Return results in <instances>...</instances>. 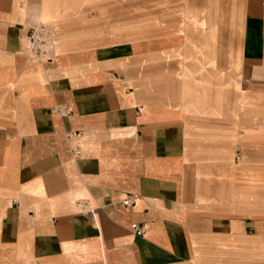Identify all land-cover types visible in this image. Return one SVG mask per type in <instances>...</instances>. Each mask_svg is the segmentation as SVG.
<instances>
[{"label": "crops", "instance_id": "crops-1", "mask_svg": "<svg viewBox=\"0 0 264 264\" xmlns=\"http://www.w3.org/2000/svg\"><path fill=\"white\" fill-rule=\"evenodd\" d=\"M86 2L0 0V264H264V214L240 210L233 186L205 191L225 170L241 179L199 118L230 106L242 180H264V0H233L228 88L202 17L159 14L123 39L92 29ZM39 24L53 62L27 57Z\"/></svg>", "mask_w": 264, "mask_h": 264}, {"label": "rangeland", "instance_id": "rangeland-1", "mask_svg": "<svg viewBox=\"0 0 264 264\" xmlns=\"http://www.w3.org/2000/svg\"><path fill=\"white\" fill-rule=\"evenodd\" d=\"M86 4V8L82 10V15L87 19V23L91 25V28L97 32H111L122 30L123 39H132L134 37V30L138 22L148 23L155 17L160 15H175L177 17L186 16H196L202 17L206 20L207 27L213 26L217 27V34L219 41L224 43V52H223V65L224 73L223 75V84L224 87H229L232 82L233 74L229 71L227 67L230 64V55L232 50L235 47L237 32H236V21L233 22V17H237V10L233 8V0H207L206 3H199V0H196L197 3L192 2V8L190 7L189 0H171L175 1V8H159L158 0H95ZM167 1V0H165ZM194 1V0H192ZM184 6V7H183ZM186 7V8H185ZM234 12V13H233ZM214 24V25H211ZM216 23V24H215ZM206 25L201 28L205 29ZM203 29V30H204ZM205 31V30H204ZM192 50H195L194 42L190 43ZM27 57L30 58V50H27ZM34 61V60H32ZM37 62V61H35ZM221 62H218L220 64ZM241 75L236 79L240 80ZM230 106L223 105V115L216 117L214 115L208 114V116H200L202 120V126L200 128H207L211 130H219L220 134L223 136L215 137L208 136L207 138H200L203 143V140L208 144L211 142H216L220 144L223 148L224 156L228 155L231 159H228L231 163V167L235 168L234 171L237 173L240 172L241 180H226L230 176L229 172L225 174L223 172L222 177L224 176L225 180H204V188L207 193L210 194L212 189L218 188L223 190L225 194L232 192V186L235 187V190L239 191V209L240 210H249L251 209L256 214H264V204L263 202L255 204L254 202L259 199H264V180H247L246 178L242 180V177H245L241 163L243 161V154H240L239 147L235 145L236 140L239 138V143L241 144V149L243 144L248 143L246 138H242L243 135L240 134L236 139L233 137V133L242 132V129L236 128L233 131V120L230 118L229 110ZM197 124H200L199 119L195 120ZM218 133V134H219ZM214 134V133H213ZM237 137V136H236ZM217 139L221 140L218 141ZM235 140V141H233ZM236 142V143H235ZM240 149V150H241ZM228 164L224 163L226 167ZM234 166V167H233ZM240 166V168H239ZM230 179V178H229ZM189 181V184L195 187L196 183H199V180H186ZM230 190V191H229ZM194 197V195H193ZM195 198V197H194ZM253 201V204L251 202ZM226 204V203H225ZM252 205V206H251ZM255 206V207H253ZM252 207V208H251Z\"/></svg>", "mask_w": 264, "mask_h": 264}, {"label": "built area", "instance_id": "built-area-1", "mask_svg": "<svg viewBox=\"0 0 264 264\" xmlns=\"http://www.w3.org/2000/svg\"><path fill=\"white\" fill-rule=\"evenodd\" d=\"M27 41L29 44L30 58L39 63H49L55 60V42L53 28L50 25L39 24L30 29L27 35ZM70 138L79 139L80 133H69ZM73 152L78 155L79 142H77L73 148ZM138 199V195L131 194L122 200V204L125 207H132ZM131 229L137 236L143 234V227L139 224H132Z\"/></svg>", "mask_w": 264, "mask_h": 264}]
</instances>
